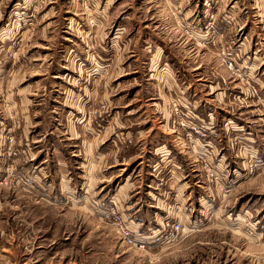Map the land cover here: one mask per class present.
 Returning a JSON list of instances; mask_svg holds the SVG:
<instances>
[{"label": "rangeland", "instance_id": "obj_1", "mask_svg": "<svg viewBox=\"0 0 264 264\" xmlns=\"http://www.w3.org/2000/svg\"><path fill=\"white\" fill-rule=\"evenodd\" d=\"M0 264H264V0H0Z\"/></svg>", "mask_w": 264, "mask_h": 264}, {"label": "built area", "instance_id": "obj_2", "mask_svg": "<svg viewBox=\"0 0 264 264\" xmlns=\"http://www.w3.org/2000/svg\"><path fill=\"white\" fill-rule=\"evenodd\" d=\"M229 68L231 66L229 65ZM195 133H198V131H195ZM103 217L105 222L109 223V225L115 230L120 240L129 247H133L136 249H144L145 240L139 230L133 229L130 225V221H127L123 215L118 211L115 206L109 205V207H106L103 210ZM169 235L177 234L180 231V225L176 224L174 226L167 227ZM159 232L154 231V235L152 237L156 236Z\"/></svg>", "mask_w": 264, "mask_h": 264}, {"label": "crops", "instance_id": "obj_3", "mask_svg": "<svg viewBox=\"0 0 264 264\" xmlns=\"http://www.w3.org/2000/svg\"><path fill=\"white\" fill-rule=\"evenodd\" d=\"M70 94H71V93H70ZM70 94H69V95H70ZM104 132H105V131H104ZM158 148H160V150H164V149L161 148V147H158ZM158 148H157V149H158ZM168 151H170V150L168 149ZM126 182H127L126 180H124V182H121V183L124 184V189H123L122 191H120L121 193H120V195L118 196V200L122 199L121 196H123V193H124V192H127L128 188H129V187H126V184H128V183H126ZM128 185H129V184H128ZM119 189H120V187L118 186V188H117V192L119 191ZM114 200H115V199H114ZM120 202H121V203H124L123 200H122V201L120 200ZM125 202H126V201H125ZM128 207L131 208L130 206L125 205V209H127ZM131 214H134V212H132ZM124 218H125V217H124ZM130 222H131V221H130Z\"/></svg>", "mask_w": 264, "mask_h": 264}, {"label": "trees", "instance_id": "obj_4", "mask_svg": "<svg viewBox=\"0 0 264 264\" xmlns=\"http://www.w3.org/2000/svg\"><path fill=\"white\" fill-rule=\"evenodd\" d=\"M196 112V111H195ZM197 113V112H196Z\"/></svg>", "mask_w": 264, "mask_h": 264}]
</instances>
